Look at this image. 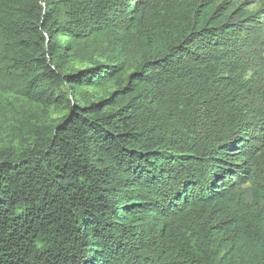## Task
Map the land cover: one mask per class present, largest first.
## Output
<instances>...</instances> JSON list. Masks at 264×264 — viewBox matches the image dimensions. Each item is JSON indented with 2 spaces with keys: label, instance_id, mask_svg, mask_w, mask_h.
I'll list each match as a JSON object with an SVG mask.
<instances>
[{
  "label": "trees",
  "instance_id": "16d2710c",
  "mask_svg": "<svg viewBox=\"0 0 264 264\" xmlns=\"http://www.w3.org/2000/svg\"><path fill=\"white\" fill-rule=\"evenodd\" d=\"M244 4L0 0V87L62 106L0 149V264H264V7Z\"/></svg>",
  "mask_w": 264,
  "mask_h": 264
},
{
  "label": "rangeland",
  "instance_id": "374dc122",
  "mask_svg": "<svg viewBox=\"0 0 264 264\" xmlns=\"http://www.w3.org/2000/svg\"><path fill=\"white\" fill-rule=\"evenodd\" d=\"M153 5L159 10H167L173 5H179L183 0H152ZM217 1V0H213ZM227 2L240 5L243 2L244 11L249 15H254L259 9L264 7V0H226ZM248 31L258 30L257 33L251 35L250 41L255 44V46L264 56V29H260L258 23H252V28L247 27ZM246 32L236 33L233 36L235 38L241 39L242 41L246 35ZM233 41V40H231ZM105 89L97 90L100 96L104 95L105 92H111L113 87L112 84H106ZM104 90V91H103ZM69 100H72V96H68ZM62 106L53 105L49 108L42 109L37 105H29L23 102L15 93L9 91L7 88L0 87V149L20 150L27 145H31L33 142L30 141L28 137L31 129L36 125L43 123L44 121H50L62 115ZM264 128V126H263ZM262 136L264 131L259 132ZM255 137V136H251ZM259 137V136H258ZM256 142L261 145L260 139L256 138ZM1 149V150H2ZM252 156H257L256 152L252 151ZM261 167L264 169V163L262 162ZM249 184L246 185V187Z\"/></svg>",
  "mask_w": 264,
  "mask_h": 264
}]
</instances>
